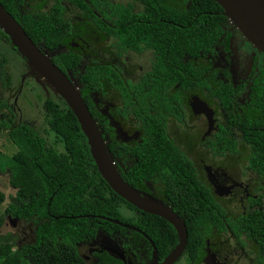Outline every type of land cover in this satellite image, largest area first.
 Returning a JSON list of instances; mask_svg holds the SVG:
<instances>
[{
  "label": "flooded vegetation",
  "instance_id": "af4514ba",
  "mask_svg": "<svg viewBox=\"0 0 264 264\" xmlns=\"http://www.w3.org/2000/svg\"><path fill=\"white\" fill-rule=\"evenodd\" d=\"M151 1L155 9L151 8ZM189 1L13 0L19 20L14 18L21 26V17L33 12L61 18L58 29L61 41L47 36L35 43L54 64L55 57L61 61L63 54L78 55L71 66L64 64V71L55 65L79 81L80 94L85 103L90 102L86 105L123 180L142 195L168 205L183 222L179 197L187 188H197L201 200L221 213L222 222L204 227L198 257H192L184 245L172 264H264L257 262L254 241L244 232L236 235L232 228L238 226L237 220L243 214L256 209L264 211V174L250 167L251 144L245 132L251 126L243 128L247 119L257 118L256 102L264 86L259 88L255 78L264 75V51L248 40L230 19L232 24H228L222 10L215 11L224 18L218 22L219 31L211 43L204 49L198 48L194 55L183 54L180 82L177 75L166 76L159 62L165 57L160 49L168 47L177 35L176 27L183 26L177 21V13ZM146 10L153 12L147 14ZM229 28L232 33L228 32ZM4 34L0 38L8 42ZM3 55L6 56L0 57ZM200 59L207 65H200ZM6 68L11 84L14 71L10 72L9 66ZM86 69L99 78L98 83L94 81L98 88L88 87L82 79ZM2 86L8 88L0 76V99ZM8 107L2 108L7 113L4 118L11 115V125L30 121L14 120L12 105ZM138 145L143 154L151 152L146 164L155 163L150 146L157 148L154 151L157 155L161 150L174 152L175 149L183 154L185 171L170 170L174 175L167 179L160 167H152L147 175L142 172L133 177L130 167L136 156L132 149ZM121 212L129 220L116 219L123 223L121 229L110 233L97 230L93 237L77 243L78 252L86 261L94 259L92 253L105 250L112 241L124 250L122 264H149L153 246L156 252L157 248L145 231V221L153 213L124 204ZM6 218L13 224L15 221L32 226L27 236L23 230L21 236L13 230L18 238L17 246L23 240H32L33 222ZM169 224L176 239L168 242L173 245L161 257L157 252V260L163 259L178 241L175 227ZM185 229L187 233L186 225ZM247 244L254 245L255 250L253 256L249 255V262L244 257L249 251Z\"/></svg>",
  "mask_w": 264,
  "mask_h": 264
},
{
  "label": "trees",
  "instance_id": "16d2710c",
  "mask_svg": "<svg viewBox=\"0 0 264 264\" xmlns=\"http://www.w3.org/2000/svg\"><path fill=\"white\" fill-rule=\"evenodd\" d=\"M0 3L19 20L13 0H0ZM149 4L155 9L152 1ZM221 10L214 0H190L187 7L178 11L177 21L183 26H177L175 38L168 47L166 45L160 49L165 57L159 62L163 64L166 76L175 78L177 75V81H181L179 74L183 54L194 55L198 48L204 49L209 41L211 43L219 31L218 22L224 18L221 13H216ZM145 12L150 14L153 11ZM43 14L33 12L21 17L24 31L33 42L47 36L61 41L62 36L58 33L61 18ZM182 17L186 20H181ZM187 22L190 24L184 26ZM202 23L208 24L205 26ZM0 34L3 35L1 31ZM77 59L78 55L69 52L62 55L61 61L57 57L54 61L64 71V64L71 66ZM6 66L7 57L3 55L0 57V76L5 86L9 87L11 76ZM89 71L85 70L82 79L88 87L98 88L95 82L98 83L99 78ZM86 103L90 104L88 100ZM1 104L9 108L6 100L0 99ZM63 104L50 98L43 99L38 124L22 121L11 125L10 114L7 119H0V130H7L6 137L15 146L9 159L0 162V170L10 163L7 182L13 188V192L7 195L0 190V227L6 217L35 224L32 240H23L16 247L14 245L18 238L13 231L8 229L0 234V264H122L119 257L106 250L93 252L94 259L89 261L78 252L77 243L93 237L97 230L110 233L121 229L120 225L99 215L129 221L123 217L121 205H132L111 190L102 179L73 112L65 102ZM256 108L257 118L247 119L246 126L242 127L251 126L245 132L251 144L250 167L264 174V91L256 102ZM150 149L154 153L151 157H154L155 163L152 164H146L151 152L143 154L139 145L132 149L136 156L130 167L133 177L142 175V172L147 175L152 167H160L164 172L163 177L167 179L173 173L185 171V161L180 152L175 149L174 152L172 149L161 150L157 155L154 152L157 148L150 146ZM171 158L172 162L169 161ZM197 191V188H187L185 194L188 196L184 197V194L179 197L180 204H183L181 214L187 227L185 249L194 258L198 257L203 244L204 227L222 222L219 210L215 211L214 205L202 201ZM148 217L145 231L161 257L173 245L175 230L157 215L148 214ZM236 224L237 227H232L233 232L236 235L244 232L252 239L258 254L257 262H264V211L251 210L243 214Z\"/></svg>",
  "mask_w": 264,
  "mask_h": 264
},
{
  "label": "water",
  "instance_id": "95a60500",
  "mask_svg": "<svg viewBox=\"0 0 264 264\" xmlns=\"http://www.w3.org/2000/svg\"><path fill=\"white\" fill-rule=\"evenodd\" d=\"M214 1L219 4L222 13L231 20L235 27L256 47L264 51V0ZM0 29L5 33L15 50L29 63L34 72L38 73L49 84L73 112L85 137L95 167L108 186L135 207L156 214L175 227L178 236L177 243L161 260H157V252L153 246L149 262V264H172L186 242L187 233L183 218L172 211L168 205L142 195L123 180L110 156L104 137L95 119L91 116L74 79L62 72L50 60L49 56L38 48L36 43L29 38L22 26L1 3ZM99 217L123 225L122 222L116 219L102 215H99ZM104 249L109 254L120 257V254L115 253L110 248Z\"/></svg>",
  "mask_w": 264,
  "mask_h": 264
},
{
  "label": "rangeland",
  "instance_id": "374dc122",
  "mask_svg": "<svg viewBox=\"0 0 264 264\" xmlns=\"http://www.w3.org/2000/svg\"><path fill=\"white\" fill-rule=\"evenodd\" d=\"M228 24L231 22L228 18H226ZM232 24V23H231ZM228 32L232 33L231 28H229ZM9 42V41H8ZM4 41L0 38V55L5 54L8 58V66L10 72H13L12 83L9 85V89L2 86V100H6L8 104L12 105V111L14 115V120H21L24 118L30 119V121L34 123H40V109L41 102L46 97H51L50 99H54V101L58 102L60 105L63 104V100L58 97V94L49 86V84L29 65V63L19 54H17L13 49L11 43ZM244 49H247L243 47ZM23 60H22V58ZM19 62V63H18ZM200 65L206 66L207 63L203 59H200ZM253 77V76H252ZM252 79V78H251ZM250 79V81H251ZM75 84L78 86L79 90L81 89V85L79 81L75 78ZM255 81H258V87L264 86V75L260 78H255ZM0 119L4 118L7 113L5 108L0 107ZM6 129L0 130V162L5 159H9L12 152L15 150V146L8 140L6 137ZM9 164L6 163L4 170H0V190L4 192L5 195L13 192V188L8 185V169ZM263 198H261L262 200ZM264 206V203H263ZM13 227V228H12ZM16 227V228H15ZM31 225H27V223H19L15 222L10 223V220H6L2 226L0 227V234H4L6 230L13 231L14 229L19 232L21 236L23 230L26 234L30 233ZM20 229V231H19ZM14 230V231H15ZM17 246L16 244L14 245ZM246 247H249V251H247V255H245V259L249 262V255L253 256L255 254L254 245L247 244ZM115 253L120 254L121 259H124V250L119 247L116 243L109 241V247ZM245 261V260H244ZM179 264H182V262Z\"/></svg>",
  "mask_w": 264,
  "mask_h": 264
}]
</instances>
